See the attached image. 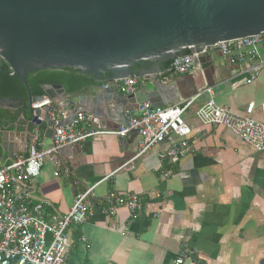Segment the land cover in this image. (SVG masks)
I'll use <instances>...</instances> for the list:
<instances>
[{
	"label": "crops",
	"instance_id": "1",
	"mask_svg": "<svg viewBox=\"0 0 264 264\" xmlns=\"http://www.w3.org/2000/svg\"><path fill=\"white\" fill-rule=\"evenodd\" d=\"M260 51L264 58V43ZM205 55L211 56L212 64L207 60L193 74H172L165 63L157 73L129 76L137 79L135 92L151 77L173 82L169 105L179 98H194L183 115L192 129V147L173 165L158 157L166 143L134 159L140 138L136 132L124 137L103 135L65 147L56 165L45 163L27 183L33 201L46 203V216L66 214L78 192L94 187L89 199L93 216L67 231L66 264H175L183 245L197 250L195 260L184 264H264V154L225 127L201 123L196 115L212 96L218 105L236 112L254 102V117L264 119V65L250 81L251 63L231 64L217 50ZM93 79V84L74 96L67 94L68 98L73 108L89 109L96 127L116 129L124 124L125 111H137L139 104H128L123 111L112 100L118 94L125 96L111 85L114 78ZM106 88L112 93H105ZM78 96L83 98L75 102ZM106 96L111 103H100L99 98ZM53 101V107L63 109L60 101ZM0 108L16 115L0 121V163L4 164L28 155L35 124L33 115L26 118L28 105ZM59 118L62 123L69 119L64 112ZM40 128L46 132L45 120ZM163 169L169 170V177L163 176ZM109 192L138 194L141 213L132 216L122 207L115 217L103 215L102 198Z\"/></svg>",
	"mask_w": 264,
	"mask_h": 264
},
{
	"label": "water",
	"instance_id": "2",
	"mask_svg": "<svg viewBox=\"0 0 264 264\" xmlns=\"http://www.w3.org/2000/svg\"><path fill=\"white\" fill-rule=\"evenodd\" d=\"M263 33L264 0H0V56L26 87L33 121L44 115L48 144L54 122L47 111L53 107L32 108L42 97L32 96L27 72L76 67L95 79H123L157 73L166 61L195 53L204 68L212 64L205 53L216 43ZM44 90L60 101L69 118L64 124L86 109L73 108L62 85L47 84ZM172 90L173 82L155 76L142 82L140 93L118 94L112 100L123 111L128 104L144 102L164 107L173 102ZM78 98L83 96L74 101ZM108 99L99 101L111 103ZM0 107L24 109V101L0 97Z\"/></svg>",
	"mask_w": 264,
	"mask_h": 264
},
{
	"label": "built area",
	"instance_id": "3",
	"mask_svg": "<svg viewBox=\"0 0 264 264\" xmlns=\"http://www.w3.org/2000/svg\"><path fill=\"white\" fill-rule=\"evenodd\" d=\"M263 34L221 41L209 50H217L234 65L251 63L252 81L264 65L260 51L264 43ZM198 55L187 54L171 60L170 72L178 75L193 74L200 67V64L196 63ZM111 85L119 92L130 95L136 91L137 79H114ZM206 91L212 94L211 88ZM193 100L194 98H191L164 107H154L149 102H144L138 105L137 111H125L127 123L116 129H102L95 126L94 116L86 109L78 112L77 120L64 124L59 118L63 110L53 107L52 98L43 96L36 99L32 103L33 109L53 107L47 111L54 122L52 141L45 147V133L40 128L44 115H41L33 121L35 126L30 133L28 155L0 163V264H66L67 249L70 245L67 233L69 227L82 225L93 216L94 206L89 199L93 197L94 187L78 192L66 214H44L46 203L33 201L27 183L39 175L45 163L56 165L57 155L65 147L80 144L88 138L103 135L124 137L137 132L140 138L134 159L166 143V147L158 152V157L163 164L173 165L192 147V129L184 121L183 115ZM255 109L256 104L251 102L243 112H236L229 107L218 105L211 96L197 110L196 115L201 123L225 127L255 151L264 154V119L254 117ZM261 110L264 112V103ZM163 176L169 177L168 169H163ZM122 207H126L132 216H137L142 211V199L136 193L109 192L102 198L100 212L105 216L115 217ZM196 253L195 248L183 245L174 262L184 264L194 261Z\"/></svg>",
	"mask_w": 264,
	"mask_h": 264
},
{
	"label": "trees",
	"instance_id": "4",
	"mask_svg": "<svg viewBox=\"0 0 264 264\" xmlns=\"http://www.w3.org/2000/svg\"><path fill=\"white\" fill-rule=\"evenodd\" d=\"M190 51L188 50L187 53ZM171 61L166 64L170 65ZM108 76V74H107ZM26 79L30 92L34 98L45 96L44 85H62L66 93L74 96L81 92L85 87L94 83L92 76L82 72L76 67L62 69H41L26 73ZM98 84H101L99 82ZM0 97H15L22 99L28 105V92L26 87L16 75H12L8 63L0 56ZM10 111L0 108V121L4 118L16 119V115H10ZM27 120L32 118L31 112H27Z\"/></svg>",
	"mask_w": 264,
	"mask_h": 264
}]
</instances>
